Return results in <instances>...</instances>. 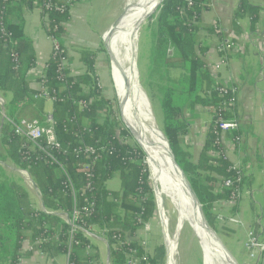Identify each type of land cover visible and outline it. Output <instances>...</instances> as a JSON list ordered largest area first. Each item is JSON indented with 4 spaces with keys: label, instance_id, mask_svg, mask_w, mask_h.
I'll return each mask as SVG.
<instances>
[{
    "label": "trees",
    "instance_id": "1",
    "mask_svg": "<svg viewBox=\"0 0 264 264\" xmlns=\"http://www.w3.org/2000/svg\"><path fill=\"white\" fill-rule=\"evenodd\" d=\"M57 1L51 0L55 7L47 12L45 0H0V91L10 95L4 107L6 119L0 124V144L7 163L15 167V172L0 171V264H19L20 252L28 239L52 259L65 255L71 264H103L98 247L92 243L97 238L109 247L110 264H126L128 257L141 258V264H164V246L157 245L154 254L149 255L137 241H129L156 216L157 201L146 154L139 145L130 142L131 133L103 95L96 68L97 51L78 50L85 66L81 75L72 76L68 70L63 76L60 57L51 55L46 64L44 82L54 99L50 115L60 149L43 141L29 142L16 134L9 122L19 123L23 114L30 112L33 119L46 125L47 100L35 98L41 81L32 82L28 78L37 66V56L25 30L24 15L26 11L36 10L41 18L48 15V36L61 38L71 15ZM152 8L151 5L146 13ZM205 10L207 0L164 3L148 28L152 42L146 81L148 85L155 84L159 93L160 130L177 163L187 170L189 184L205 219L217 229V204L228 202L234 189L221 187L215 192V188L222 186L224 179L235 180L238 174L221 153L216 119L220 115L236 118L237 104L230 112L218 110L222 100L218 83L206 62L209 49L201 45L200 32L203 29L208 35L217 34L225 47L227 44L220 31L199 25ZM261 10L249 0H240L234 20L248 19L250 33L257 34ZM263 52L264 49L261 50L264 67ZM201 108L210 109L213 121L200 156L194 161L183 137L190 126L187 113ZM239 130L233 132L234 140ZM84 146L100 153L91 175L83 169L89 160L77 152ZM214 151L220 152V157L213 156ZM20 170L26 171L36 186L39 204L34 202L23 179L10 176L20 174ZM116 174L121 187L119 191H111L107 184ZM244 182L243 176L235 185L241 188ZM90 203L95 204L90 214L72 216ZM236 210L237 207L233 209ZM64 216L70 223L62 219ZM262 218L264 222V211ZM73 228L76 233L71 241ZM256 228H260L262 235L264 225Z\"/></svg>",
    "mask_w": 264,
    "mask_h": 264
},
{
    "label": "crops",
    "instance_id": "2",
    "mask_svg": "<svg viewBox=\"0 0 264 264\" xmlns=\"http://www.w3.org/2000/svg\"><path fill=\"white\" fill-rule=\"evenodd\" d=\"M249 1L252 5L262 8L257 34L250 33L248 19L234 20L240 0H207V10L202 13L199 23L204 29L213 28L220 31L225 43L231 46L230 49L228 46H222V40L217 34L208 35L203 29L200 32L201 45L209 49L206 62L211 73L213 74L212 65L224 57L226 64L220 76L225 84L237 90L236 118L240 124V130L237 140L233 138L234 133L223 135L222 148L226 158L242 172L245 182L241 187L239 199L233 204L220 203V210H225L224 223L226 222L228 228L234 233L233 237L239 236L237 248L243 247L248 253V259L250 254L247 247L249 233L254 231L259 234L260 228L257 230L256 226L264 225L262 218L264 185L258 187L264 179V67L261 55V50L264 48V0ZM87 13L88 7L85 5L74 6L70 12V21L65 26L66 33L60 38V42L67 50L68 70L72 76L85 72V66L79 60L75 50L80 46L93 49L100 42L101 35L91 30L87 22ZM24 20L26 33L32 39L36 51L37 66L35 69L41 71L51 58L52 41L43 27L40 11H26ZM107 31L104 30L102 33ZM67 34L74 35L73 41L67 40ZM87 41H89L88 44ZM91 41L96 44L94 45ZM221 47L226 49L225 53L218 52ZM73 58L74 62H72ZM48 102L49 100L46 102L45 110L47 114H51L53 107L49 110ZM204 113L209 114L210 119L205 118ZM186 117L190 126L183 137V142L192 154L193 160L197 161L204 147L207 131L213 121V114L209 109L201 108L188 112ZM236 207L237 210L234 212L233 209ZM262 231L264 232V229ZM259 236L263 237V234ZM92 241L107 261V244L98 238ZM101 242L104 250L99 246ZM20 254L19 264H68L66 256L64 261L60 260L59 256L52 259L29 239L24 242ZM234 258L237 261L243 260V264H247L245 261L247 255L240 254ZM259 262L264 264V256H261L256 264Z\"/></svg>",
    "mask_w": 264,
    "mask_h": 264
},
{
    "label": "bare ground",
    "instance_id": "3",
    "mask_svg": "<svg viewBox=\"0 0 264 264\" xmlns=\"http://www.w3.org/2000/svg\"><path fill=\"white\" fill-rule=\"evenodd\" d=\"M148 1L129 0L126 14L107 38L124 123L147 153L158 209L170 220L171 217L176 220V231L169 244L172 264H175L179 237L187 226L194 228L205 246V264H231L215 234L205 227L193 195L183 184L181 168L174 162L165 137L157 126L145 91L135 79L137 28L162 0H156V5L144 15L153 5Z\"/></svg>",
    "mask_w": 264,
    "mask_h": 264
},
{
    "label": "rangeland",
    "instance_id": "4",
    "mask_svg": "<svg viewBox=\"0 0 264 264\" xmlns=\"http://www.w3.org/2000/svg\"><path fill=\"white\" fill-rule=\"evenodd\" d=\"M150 2H153L152 5L153 7L157 3L156 0H149L148 4ZM128 3L129 0H81L75 4V7L76 6L81 7L82 5L88 7L87 22L93 32L99 33L101 35L100 42L97 45H95L96 43L94 44L93 41H91V43L95 45V47H93V49L91 50L98 52L96 68H97V74L99 75L100 78V86L103 90V95L107 100L111 102V106L115 111V114L117 115L118 119L123 123V125H124V118L122 116L121 108L118 100L119 95L116 89L114 71L112 69V55L109 51V44L107 39L109 35H107V33L126 14ZM145 14L146 12L144 13V15ZM155 19L153 20V22L155 21ZM152 23L143 27L139 33L137 32L136 41H135L136 49H134V62H135L134 75H135V79L141 84L143 90L145 91L146 97L149 101L150 109L154 115L157 126L160 129L162 125V111L160 109V104H159V93L157 92V87L155 84L148 85L146 81L149 78L148 77L149 74L148 66L150 61L149 52L152 42L151 31L148 28ZM104 30L105 31L108 30V31L106 33H102ZM73 38L74 35L67 34L68 41H73ZM88 42L89 41H87L86 43L88 44ZM82 48L84 47L80 46L75 50V52L78 54L79 60H80V55L78 50ZM72 62H74V58L72 59ZM0 97H3L5 101L10 100V95L9 94L5 95L2 91H0ZM52 107H53L52 101H49L47 103V108L51 110ZM204 116L205 118L210 119L209 114L204 113ZM22 117H25L27 119H33L32 114L30 113H25L23 114ZM0 124H1V119H0ZM130 142L139 145L138 141L133 135H131L130 137ZM147 162H148V158L146 160V163ZM6 164L8 167L6 166ZM148 167H149V163H148ZM5 169L7 171H14L15 167L9 164V162L7 163L4 149L0 144V171L2 170L4 171ZM149 172H150V182L152 184L150 167H149ZM10 176H12V178L15 179L18 178V180H20V178L23 179L24 184L31 191L34 202L36 204H39L38 196L36 195L32 187L29 185L27 179L24 176H21V174L19 173H16V175L11 174ZM261 185H264V179L261 180V183L260 185H258V187ZM107 186L111 191H119L121 187L119 175L116 174L114 178L108 182ZM220 207L221 206L219 205L216 209V215L218 217L217 229L212 228L207 222L208 226L210 227L212 232H214V234L218 237V239L221 241V243L224 245V247L232 257L239 256L240 254L247 255V259L245 260L247 261V264H256L257 261H253L250 257L248 259V253L246 250H244L243 247L242 248L240 247L242 250L237 248L239 246L238 243L239 236L233 237L234 233L232 232L231 229L228 228L226 222L224 223L225 219L223 217V214L225 210L224 211L220 210ZM146 227L149 228L148 229L146 228V231L139 230L136 239L132 237L130 242L137 241L138 243L141 242L145 243L146 254L149 255L154 254V249L156 248L157 245L164 246L166 249V261L164 264H172L169 244L171 237L175 234L174 231H176L175 218L171 217L170 220L163 214L162 210L160 211L158 209L156 212V216L153 217L146 224ZM96 232L99 233V231L97 230ZM240 240H241V236H240ZM99 246L104 250V246L102 242L99 244ZM240 246H242L241 243ZM59 257L60 260L62 261L65 260V255H60ZM102 258L103 257L101 256V260L103 261V264H105L107 261L106 259L104 258L102 259ZM236 262L238 264H243V260H238V261L236 260ZM174 263L175 264H205L204 255L198 240V236L194 228L187 226V228H185L184 231L181 233L178 240L177 254L174 259Z\"/></svg>",
    "mask_w": 264,
    "mask_h": 264
},
{
    "label": "built area",
    "instance_id": "5",
    "mask_svg": "<svg viewBox=\"0 0 264 264\" xmlns=\"http://www.w3.org/2000/svg\"><path fill=\"white\" fill-rule=\"evenodd\" d=\"M79 1H81V0H58L57 3L62 5L63 10L65 9V10L71 11L72 8L75 6V4ZM189 5H191V4H189ZM54 7H55V5H54V3L51 2V0H45V9L47 12L51 11ZM48 19H49L48 15H45L42 18L43 27H44L46 33L50 30V25H49ZM49 37H50V40L52 41V45H53L52 57H60V72L63 76H66L65 75L66 71H68L67 56H64V54L66 53V50L62 47V43L60 42V38H55V37H51V36H49ZM222 46H225V45H222ZM226 46H228L229 49L231 48V46L229 44H227ZM225 51H226V49L224 50L223 47H221L218 50V52H221V53H223V52L225 53ZM225 64H226L225 58L222 57L216 64L212 65V69H213V76L218 83L219 96L222 100L218 110L221 112H230L232 110V108L235 107V105L237 104V90L234 87H231L230 85L225 84L224 80L220 76L221 71L224 68ZM46 68H47V66H44L41 71H39L38 69H35V68L32 69L29 72L28 78L32 82H36L39 80L41 81L40 86H39L40 92H39V94L36 95V97H35L36 99H46L47 101L49 100V101L53 102L54 99L50 97V93H49L48 88L44 82L45 81L44 79H45ZM5 104H6L5 99L3 97H0V114L2 116L5 115L4 114ZM5 119H6V115H5ZM9 122L12 124L15 133L26 138V140H28L29 142L34 143V144H38L40 141H43L51 147H56V148L60 149V144L56 138L55 131L53 128V119H52L50 114L47 115L45 126L42 125L37 119H25V118H23L19 123L15 122L13 120H9ZM216 125H217V129L220 133L219 144H220L221 148L223 147L222 146L223 145V140H222L223 137L222 136L227 134V133H230V132L231 133L237 132L239 130V127H240V124L236 118H234V117L226 118L225 116H222V115L218 116V118L216 119ZM77 152L79 154L84 155L89 160V162L87 164L83 165V169L87 172H90L89 175H91V171H92L93 167H95L97 162L100 160V153L95 148L90 147V146H84V147L80 148L79 150H77ZM221 153L224 154L223 148H222ZM221 153L217 152V151L211 152V154L215 157H220ZM233 169L235 171H237V174H238L237 178H235V180L224 179V180H222L223 182L221 183L222 186L218 185L215 188V192H219L221 187L222 188L227 187L229 189L230 188L234 189L233 193H232V195L228 201L230 204L235 203L239 199L240 193H241V188H240V185H239V187H237L235 185V183L236 182L240 183L242 181V178H243V174L240 170H238L234 166H233ZM19 172L22 176H24L27 179L29 185L32 187V189L36 193L33 184L30 182L31 178H30L29 174L26 171H22V170H20ZM219 205L220 204H217V206H219ZM94 207H95V204L90 203L85 208H83L79 211H75L72 216L77 217L83 213L84 214H90L93 211ZM62 219L65 222L70 223V220L68 219V217L64 216V217H62ZM146 228L147 227L145 225V227L142 230L146 231ZM75 233H76V229L73 228L70 232V240L71 241L73 240V236ZM137 234H138V232H137ZM136 236L134 237L135 239H136ZM129 239H130L129 241H131V238H129ZM139 245H140V248L146 254L145 243L141 242V243H139ZM247 247H248L249 252H250L249 257L253 261H257V262L260 261V257L264 253V232H263V237H260L258 235V233H255L254 231L250 232L248 242H247ZM141 261H142L141 258H133V257L127 258V264H141ZM68 264H71V263L68 261Z\"/></svg>",
    "mask_w": 264,
    "mask_h": 264
},
{
    "label": "water",
    "instance_id": "6",
    "mask_svg": "<svg viewBox=\"0 0 264 264\" xmlns=\"http://www.w3.org/2000/svg\"><path fill=\"white\" fill-rule=\"evenodd\" d=\"M167 0H162L151 12H150V14L147 16V18L141 23V25L137 28V32L139 33L140 31H141V29L143 28V27H145V26H147V25H149L150 23H152L153 22V20L158 16V14L160 13V11H161V9H162V7H163V5H164V3L166 2ZM115 31V25L113 26V28L107 33V35H112L113 34V32ZM4 121H5V115H3L2 116V124H4ZM124 125L126 126V128L129 130V132L131 133V135H133V132H132V130L124 123ZM163 133V132H162ZM164 135V134H163ZM165 137V136H164ZM165 140H166V143H167V145H168V147H169V150H170V152H171V154H172V156H173V160H174V162L181 168V173H182V180H183V184L187 187V188H189V191L191 192V194L193 195V197H194V199H195V201H196V203H197V207H198V209H199V212H200V215H201V218H202V220H203V222H204V225H205V227L211 232V233H214V232H212V230L210 229V227L208 226V224H207V221H206V219H205V217H204V214H203V211H202V208H201V205L199 204V202H198V200H197V198H196V196H195V194L193 193V191H192V189H191V186H190V184H189V181H188V172H187V170L183 167V166H181V165H179L178 163H177V161H176V159H175V157H174V155H173V153H172V151H171V149H170V145H169V142H168V140L166 139V137H165ZM139 147L144 151V153L146 154V157L148 158V156H147V153L145 152V150L141 147V145H139ZM30 182L33 184V186H34V188H35V191H36V194L38 195V197H40V194H39V192H38V190H37V188H36V186L34 185V183H33V181L30 179ZM42 208L44 209V205H42ZM216 236V235H215ZM216 239H217V241H218V243L221 245V247H222V250L224 251V253L227 255V257L229 258V260L231 261V263L232 264H238L237 262H236V260L228 253V251L226 250V248L224 247V245L221 243V241L218 239V237L216 236ZM198 240H199V243H200V246H201V249H202V252H203V255H204V261H206V249H205V246H204V244L202 243V240L201 239H199V237H198ZM110 250H109V247H108V256H107V264H110Z\"/></svg>",
    "mask_w": 264,
    "mask_h": 264
}]
</instances>
